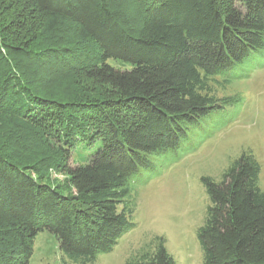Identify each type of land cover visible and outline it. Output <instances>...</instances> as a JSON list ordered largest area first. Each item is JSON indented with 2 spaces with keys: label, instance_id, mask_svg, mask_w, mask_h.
Here are the masks:
<instances>
[{
  "label": "trees",
  "instance_id": "obj_1",
  "mask_svg": "<svg viewBox=\"0 0 264 264\" xmlns=\"http://www.w3.org/2000/svg\"><path fill=\"white\" fill-rule=\"evenodd\" d=\"M29 2L47 38L31 49L0 28V119L28 122V135L53 142L73 192L50 184L48 164L21 161L6 147L15 139L0 135V264H28L41 232L55 237L62 264H94L136 227L139 178L146 182L159 157L235 103L210 96L208 84L264 48V0ZM61 21L87 48L49 40ZM69 71L107 96L61 101L34 88L50 78L45 73ZM260 171L242 152L219 180L201 178L208 200L196 231L202 264H264ZM124 264L176 263L155 237Z\"/></svg>",
  "mask_w": 264,
  "mask_h": 264
},
{
  "label": "rangeland",
  "instance_id": "obj_2",
  "mask_svg": "<svg viewBox=\"0 0 264 264\" xmlns=\"http://www.w3.org/2000/svg\"><path fill=\"white\" fill-rule=\"evenodd\" d=\"M30 5L29 0H0V28L9 27L15 40L27 42L26 47L32 49L47 35L42 32L43 18ZM67 39L87 48L75 38L73 25L61 21L49 40L60 45ZM54 74L45 73L50 78L41 86L34 84L47 98L94 103L107 96L105 88L77 71ZM208 92L218 100L237 98L233 106L202 120L201 127L190 132L179 151L159 157L146 182L139 178L134 189L136 227L124 234L110 253L99 255L94 264H124L155 237L165 239V248L176 264H202L196 231L203 224L208 200L200 180H219L242 152H251L259 163V187L264 193V48L233 72L210 81ZM30 126L3 116L0 135L10 134L12 144L15 139L14 145L6 144L7 149L21 161H42V167L48 164L45 179L61 192L72 193L67 176L55 161L58 152L54 143L28 135ZM28 264H62L53 235L41 232L36 236Z\"/></svg>",
  "mask_w": 264,
  "mask_h": 264
}]
</instances>
